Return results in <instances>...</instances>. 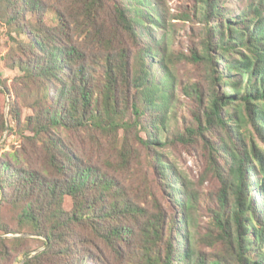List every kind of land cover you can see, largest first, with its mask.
I'll return each mask as SVG.
<instances>
[{
    "label": "trees",
    "instance_id": "1",
    "mask_svg": "<svg viewBox=\"0 0 264 264\" xmlns=\"http://www.w3.org/2000/svg\"><path fill=\"white\" fill-rule=\"evenodd\" d=\"M192 1L201 84L173 71L158 0H0L32 94L8 121L0 81V137L21 139L0 154V264H264V0ZM192 146L209 195L169 161Z\"/></svg>",
    "mask_w": 264,
    "mask_h": 264
},
{
    "label": "rangeland",
    "instance_id": "2",
    "mask_svg": "<svg viewBox=\"0 0 264 264\" xmlns=\"http://www.w3.org/2000/svg\"><path fill=\"white\" fill-rule=\"evenodd\" d=\"M250 0H223L226 6L235 11V13L241 11ZM160 2L159 7L162 8L163 25L164 28L159 29L160 33H166L167 39L169 36V41L171 45H167L169 52L172 53L174 67L173 71L175 72L177 78L186 83H199L204 79L205 68L200 64H195L191 62V53L198 47V28L197 25L193 23L192 15L195 12V5L192 0H158ZM185 16H190L192 21L185 19ZM160 35V34H159ZM157 35V36H159ZM12 37L15 35L12 34ZM11 40L9 39L8 32L3 26V22L0 20V81L6 83L8 89L17 88V99L12 95V99L6 93L5 95V106L4 114L7 120L8 118V109L9 102L11 100L18 103V107L21 111L22 119L28 116L31 111L29 110V104L32 100L31 92L22 90L17 87V82L14 80L17 77L18 72L9 70L5 67L4 57L7 52V47L11 46ZM1 89V88H0ZM183 114V112H182ZM8 129L0 137V154L2 152L8 151L12 152L16 148H19L21 145V139L9 130V124H7ZM11 127L10 129H12ZM16 130V129H14ZM25 135H29L28 132ZM169 161L175 164L176 168L184 174L185 177L192 183L193 188L197 189L203 195H209L214 190L213 182H203L201 184L202 171L204 169L203 159L200 153V150L196 146H192L188 149L178 148L177 150H172L170 152ZM210 202L204 201L201 198L200 206L203 209H207L211 206ZM209 204V205H208ZM201 214L198 217V225L201 228V232L207 227V218ZM2 219L6 222H9V215L6 210L2 212ZM13 235L2 236L0 238H13ZM31 247L33 249V254L40 252L43 248L40 247V244L36 240H31ZM23 259L12 260L10 264H22Z\"/></svg>",
    "mask_w": 264,
    "mask_h": 264
}]
</instances>
